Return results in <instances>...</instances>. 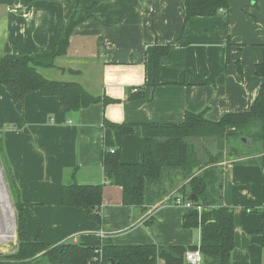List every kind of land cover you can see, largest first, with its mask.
I'll return each mask as SVG.
<instances>
[{
	"label": "crops",
	"instance_id": "0c3cea01",
	"mask_svg": "<svg viewBox=\"0 0 264 264\" xmlns=\"http://www.w3.org/2000/svg\"><path fill=\"white\" fill-rule=\"evenodd\" d=\"M228 1L217 15L186 21V0H0V57L53 52L79 5L68 51L47 77L118 100L66 113L56 96L34 91L14 102L0 84L6 160L21 199L32 204L25 210L29 241L39 232L43 242L58 244L104 230L115 244L200 245L201 229L183 226L185 208L174 205L176 191L146 209L125 206L103 158L115 150L122 162L141 163L143 123L179 124L188 111L219 120L250 110L264 83L257 74L264 61V0ZM155 44L172 47L153 87L146 81ZM139 92L143 96L133 97ZM105 119L137 127L122 135L104 126ZM220 167L222 204L235 209L232 264H264V148L258 144ZM73 170L80 184H104L101 224L83 208L62 204V186Z\"/></svg>",
	"mask_w": 264,
	"mask_h": 264
},
{
	"label": "trees",
	"instance_id": "16d2710c",
	"mask_svg": "<svg viewBox=\"0 0 264 264\" xmlns=\"http://www.w3.org/2000/svg\"><path fill=\"white\" fill-rule=\"evenodd\" d=\"M228 7V0H186V21L195 16L217 15L221 9ZM78 11L79 5H76L53 52L6 54L0 57V84L7 87L14 102H21L28 93L39 91L46 96H56L68 113L97 102L107 105L118 101L106 95H94L79 82L52 79L42 72L43 69L55 67L56 59L67 53L71 34L79 22L76 18ZM171 47L172 44L153 46L148 61L147 86L160 84L161 61ZM229 47L230 41L227 53ZM257 74L264 77V61L257 65ZM141 96L143 94L139 92L133 97ZM205 113L188 111L184 121L179 124L152 122L139 125L144 140L141 163H124L117 151L106 152L103 158L105 175L110 183L122 187L125 206L146 209L155 205L170 194L169 188L179 177L183 179L184 183L177 189V194L185 199L195 194V204L203 206L201 212L196 208H185L183 214L185 228L201 229L199 246L115 244L110 237L102 238L97 232L82 233L77 241L58 244L41 241L39 232L36 239L29 241L25 210L32 204L21 199L6 160L0 132V158L18 221L17 249L9 254H0V264H38L41 259L48 264H188L185 261L186 251L198 247L204 256L203 264H232L235 209L222 204L220 163L227 146L236 157L249 155L258 144L264 148V83L250 110L227 113L219 120H211ZM104 126L118 130L122 135L134 133L137 127L133 123H113L107 119ZM241 137L251 140L252 149L241 141ZM209 141L216 143V149ZM74 175L75 170L62 186V204L83 208L89 220L101 224L104 184H80ZM261 212L264 217V208ZM259 232L264 247V224Z\"/></svg>",
	"mask_w": 264,
	"mask_h": 264
},
{
	"label": "rangeland",
	"instance_id": "374dc122",
	"mask_svg": "<svg viewBox=\"0 0 264 264\" xmlns=\"http://www.w3.org/2000/svg\"><path fill=\"white\" fill-rule=\"evenodd\" d=\"M52 71H54V70H50V69H43L42 70L43 74H45L46 76H51L53 74ZM194 141L197 142V140H194ZM209 142H210V144L213 143L212 147H214V145H215L214 148L216 149V143L214 141H209ZM235 159L237 160L238 157H236L235 155H232L228 149V146H227L224 153H223V156H222V160H223L222 162H225V161L228 162V161L235 160ZM0 161H1V158H0ZM1 166L3 167L2 161H1ZM0 176L2 177L1 170H0ZM2 179H3V177H2ZM181 182H182V180H178L172 187H170L169 189L171 190V192L172 191L177 192V189L180 187V184H182ZM3 187L5 188L4 181H3ZM5 191H6V188H5ZM6 194H7V191H6ZM7 198H8V194H7ZM8 200H9V198H8ZM9 204L11 205L10 201H9ZM13 205H14V209L12 208V211L14 210L15 212H17L16 208H15L14 200H13ZM13 215H14V213H13ZM14 217H15V215H14ZM17 225H18V221H16V218H15V233L16 234H14L13 236L8 237V238H6V235L0 236L1 237L0 238V254H9V253L16 251L17 243H18V227H17ZM34 239H36V238H34ZM38 264H48V263L45 260L41 259L40 261H38Z\"/></svg>",
	"mask_w": 264,
	"mask_h": 264
},
{
	"label": "bare ground",
	"instance_id": "6f19581e",
	"mask_svg": "<svg viewBox=\"0 0 264 264\" xmlns=\"http://www.w3.org/2000/svg\"><path fill=\"white\" fill-rule=\"evenodd\" d=\"M12 207L9 204L3 179L0 176V236L6 235V238L13 236L15 233V218ZM1 238V237H0Z\"/></svg>",
	"mask_w": 264,
	"mask_h": 264
},
{
	"label": "built area",
	"instance_id": "2783aa9c",
	"mask_svg": "<svg viewBox=\"0 0 264 264\" xmlns=\"http://www.w3.org/2000/svg\"><path fill=\"white\" fill-rule=\"evenodd\" d=\"M115 150H112L114 152ZM174 197V205L180 206L183 208H196L199 212L203 210V206L200 204H195L194 200L191 198H183L181 195L175 194L173 195ZM102 238H106L109 236V234L102 230L97 232ZM185 261L188 264H203L204 261V256L203 253L201 252L200 248L196 249H189L185 253Z\"/></svg>",
	"mask_w": 264,
	"mask_h": 264
},
{
	"label": "water",
	"instance_id": "95a60500",
	"mask_svg": "<svg viewBox=\"0 0 264 264\" xmlns=\"http://www.w3.org/2000/svg\"><path fill=\"white\" fill-rule=\"evenodd\" d=\"M241 141L246 146L252 147V142H251V140L249 138H247V137H241ZM0 170H1L2 177H3V181L5 183V188H6V191H7V194H8L9 201L11 202V207L14 209L13 197H12L11 190H10V187H9V184H8V180H7V176H6L5 170L1 166V161H0ZM190 198L193 199V200H197V197H196L195 194H192L190 196ZM13 212L15 213V217H16V221H17V212H15L14 210H13Z\"/></svg>",
	"mask_w": 264,
	"mask_h": 264
}]
</instances>
